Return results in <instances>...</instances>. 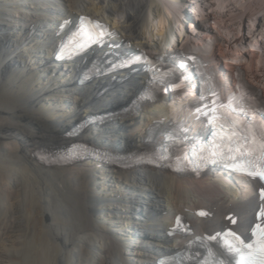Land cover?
<instances>
[{"label":"bare ground","instance_id":"6f19581e","mask_svg":"<svg viewBox=\"0 0 264 264\" xmlns=\"http://www.w3.org/2000/svg\"><path fill=\"white\" fill-rule=\"evenodd\" d=\"M83 17L102 23L105 36L82 55L55 59L67 30ZM182 17L193 27L172 43L167 32L183 25ZM159 54L167 64L182 62L175 69L187 87L210 77L224 99L243 85L258 95L253 107L264 110V0H0V264H154L195 235L229 227L249 241L252 227L264 222L257 219L263 202L255 178L245 182L255 194L239 199L235 177L218 169L177 174L96 160L50 166L37 158L41 149L74 140L137 151L161 143L172 127L189 140L205 136L208 130L184 110L201 104L189 92L182 102L168 104L162 95L67 135L85 116L129 103L149 80L139 57ZM117 58L129 61L80 81L91 63ZM255 120L264 135V115ZM177 214L193 233L168 232ZM133 232L145 238L132 239Z\"/></svg>","mask_w":264,"mask_h":264},{"label":"snow or ice","instance_id":"6c2138e0","mask_svg":"<svg viewBox=\"0 0 264 264\" xmlns=\"http://www.w3.org/2000/svg\"><path fill=\"white\" fill-rule=\"evenodd\" d=\"M249 175H257L261 180H264V171L249 173ZM260 195L264 198V189L261 190ZM259 218L260 214L257 216L258 220ZM227 235L232 236L240 245V247L229 248L230 252L239 257L237 264H264V225L257 223L252 227L251 239L247 243L234 232L229 231ZM210 239H215V237H210ZM220 264L223 262L221 261Z\"/></svg>","mask_w":264,"mask_h":264},{"label":"rangeland","instance_id":"374dc122","mask_svg":"<svg viewBox=\"0 0 264 264\" xmlns=\"http://www.w3.org/2000/svg\"><path fill=\"white\" fill-rule=\"evenodd\" d=\"M183 19H184V24L183 25L180 22H177V23L174 24V32H170V31L167 32V34H170V36H168V37L171 40L173 39L172 40V43L174 42V40H175L176 37L178 38L181 35L185 36V29L186 28H188L190 30L193 27V23L190 21V19L188 20L186 17L183 18ZM168 30H170V29H168ZM171 33H172V35L173 34L174 35L172 36ZM171 36H172V38H171ZM63 63L58 62V64H57L58 68H60L61 70H67V66H64L65 64H63ZM222 69H223V66H222ZM194 93H196V92L194 91ZM233 179H234V181H236L238 183V191H239L238 198L239 199H241L242 197L243 198H246V197H249V196H252L253 194H255L253 187L252 186H249L248 183L246 184L244 182H241V180H237L235 178H233ZM142 211H143V207H141V206H134V212L141 213ZM136 215H137L136 216V220H137L139 215L138 214H136ZM132 229L135 230L136 228H132ZM136 237L142 238V239L145 238V237H143L142 234H140V233H137L136 234V233L133 232L132 239H135Z\"/></svg>","mask_w":264,"mask_h":264}]
</instances>
